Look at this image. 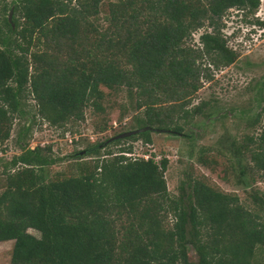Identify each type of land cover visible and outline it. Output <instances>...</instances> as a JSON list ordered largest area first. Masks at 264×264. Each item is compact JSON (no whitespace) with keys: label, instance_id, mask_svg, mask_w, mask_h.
Returning <instances> with one entry per match:
<instances>
[{"label":"trees","instance_id":"trees-1","mask_svg":"<svg viewBox=\"0 0 264 264\" xmlns=\"http://www.w3.org/2000/svg\"><path fill=\"white\" fill-rule=\"evenodd\" d=\"M261 1L114 0L102 19L100 0L2 3L0 144L30 95L41 119L63 127L84 120L87 107L102 111V88H124L142 111L134 131L150 129L77 151L78 174L47 181L46 168L62 158L50 146H27L22 136L31 125L24 124L0 193V243L14 242L9 264H253L264 251V191L252 194L250 208L203 176L171 196L166 158L112 147L149 144L153 130L180 136V121L203 115L206 104L191 101L212 79L205 63L218 69L237 58L221 33L225 14H254ZM203 28L197 47L192 36ZM247 140L240 151L264 178V130Z\"/></svg>","mask_w":264,"mask_h":264},{"label":"rangeland","instance_id":"rangeland-1","mask_svg":"<svg viewBox=\"0 0 264 264\" xmlns=\"http://www.w3.org/2000/svg\"><path fill=\"white\" fill-rule=\"evenodd\" d=\"M12 1L0 0V11L3 2L10 4ZM112 1L100 0V19L104 18ZM9 14L10 11L7 16ZM256 18L260 21L264 19L261 8L254 14L236 9H230L225 14L221 33L237 58L233 64L218 69L205 63L212 79L203 82L191 101V106L206 104L203 115L187 123L180 121L183 128L180 136L153 132L149 144L137 140L112 147L117 152L119 148L130 145L132 154L126 156L148 158L151 155L157 160L166 158L168 165L164 177L171 196H178L184 191L182 185L188 180L203 176L212 186L235 194L250 208L254 207L252 194L264 191V178L252 168L247 155L241 152L245 150L249 137H257L264 130V115L260 123L255 122L258 114H264V28ZM100 23L105 26L104 22ZM205 30L203 28L194 33L193 45L201 46L199 36ZM102 90L105 93L102 111L87 107L84 120H70L63 127L51 126L41 119L37 115L35 100L31 95L27 97L21 107L22 117L15 118L10 137L0 144V193L4 189V164L21 152L17 139L24 124L31 125L30 132L22 136L27 146H50L53 156L62 158L46 168L47 181L76 176L80 163L72 159V155L77 151L137 129L136 119L142 117V111L136 109L135 100L128 91L124 88ZM90 162V159L81 161ZM165 225H171V220H166ZM28 233L34 237L40 236L35 229L28 230ZM13 244V241L0 243V264H9ZM189 257L196 263L192 252ZM252 263L264 264V251L257 249Z\"/></svg>","mask_w":264,"mask_h":264},{"label":"water","instance_id":"water-1","mask_svg":"<svg viewBox=\"0 0 264 264\" xmlns=\"http://www.w3.org/2000/svg\"><path fill=\"white\" fill-rule=\"evenodd\" d=\"M9 20H10V16H9ZM146 131H150V129L149 128H145L143 130H138V131L122 134L120 136H117V137L112 138V139L108 140L107 142H105L104 146L109 144V143H111V142H113V141H115V140H117V139L125 138V137L132 136V135H138V134H140L142 132H146ZM152 132H155V131L153 130Z\"/></svg>","mask_w":264,"mask_h":264},{"label":"built area","instance_id":"built-area-1","mask_svg":"<svg viewBox=\"0 0 264 264\" xmlns=\"http://www.w3.org/2000/svg\"><path fill=\"white\" fill-rule=\"evenodd\" d=\"M261 10H262V11H264V9H263V8H261Z\"/></svg>","mask_w":264,"mask_h":264}]
</instances>
